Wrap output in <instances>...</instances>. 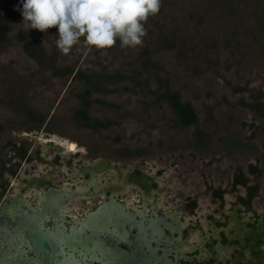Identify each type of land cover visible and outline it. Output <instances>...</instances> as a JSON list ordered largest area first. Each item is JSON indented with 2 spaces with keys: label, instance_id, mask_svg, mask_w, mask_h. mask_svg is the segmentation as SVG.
I'll use <instances>...</instances> for the list:
<instances>
[{
  "label": "flooded vegetation",
  "instance_id": "flooded-vegetation-1",
  "mask_svg": "<svg viewBox=\"0 0 264 264\" xmlns=\"http://www.w3.org/2000/svg\"><path fill=\"white\" fill-rule=\"evenodd\" d=\"M26 133L0 134V264H264V198L242 175L194 182L159 141L128 157L122 136L73 150Z\"/></svg>",
  "mask_w": 264,
  "mask_h": 264
},
{
  "label": "rangeland",
  "instance_id": "rangeland-1",
  "mask_svg": "<svg viewBox=\"0 0 264 264\" xmlns=\"http://www.w3.org/2000/svg\"><path fill=\"white\" fill-rule=\"evenodd\" d=\"M164 1H168L169 6L162 12L159 11L154 21L148 25V28L154 32V35L152 34L154 42L161 31L171 38L170 33L176 29L181 34L186 33L192 36L193 44L197 43L205 32L214 31L217 28L219 29L218 35H225L220 30L221 26L213 21L210 27L204 23L203 29H196L191 19L193 7L189 6L193 0ZM18 8L22 9L21 0H0V15L11 25L10 36L13 41V44L0 56V69L2 66H10L15 73L27 78L34 74L32 87L27 94L29 106L52 118L56 126V128L54 127L55 134L62 138L58 139L59 141H65L69 146L75 145L76 147L74 142L69 141L76 140L81 144H90L101 139L110 143L117 136H122L124 145L132 148H152L154 154L151 157L155 158V148L160 140H171L180 144L192 140L196 127H190L184 131L171 129L168 125L169 111L167 107L164 110H152L149 114L146 113L142 102L150 100V97L140 91H137L136 94L121 92L106 97L108 101H113L121 106L117 117L116 114L102 110L101 107H93L92 114L99 118H118L119 115L129 113L130 117L120 119L119 125L99 132L76 128L71 118L73 108L78 103L76 99L72 98L71 90L81 86L72 77L53 78L49 72L38 71L36 63L25 54L22 44L15 36L19 31L24 30L28 32L29 38L33 39L40 31L25 30L22 24L23 17L21 11L17 10ZM206 15L208 20L209 17ZM45 33H48L45 46L49 52L57 51L61 66H71L75 70L84 71L131 70L136 63L137 49L143 47L149 39L147 33L143 38V44L136 48L122 49L119 42L110 49L96 50L93 48L88 51L83 44L84 38L81 37V42L73 46L70 53L63 54L55 43L58 38V29L53 27ZM239 58V54L222 52L220 76L212 74L195 76L184 63L178 60L173 51L162 50L154 57L164 66L159 77L167 80L172 89L179 90L184 102H190L195 107L200 117L201 126H209L205 123V105H210L213 106L214 113L220 120L225 121L232 115L236 122L233 127L234 133L246 136L252 134V124L263 126L264 122L260 121L254 112L241 107L238 102L243 97L248 99L251 89L255 92H262L264 97V60L260 58L256 50H253L244 62L237 63ZM226 64L232 65L231 70L224 69ZM154 87L156 84L153 85ZM237 87L246 88V91L237 92L235 91ZM3 93L0 83V98ZM23 120L17 112L0 104V124H5L2 134H27L29 126H23ZM20 129L24 131H18ZM255 142L260 146L259 152L256 154L229 153L222 145L216 144L210 151L186 148V150L182 149L180 155H164L163 158L171 162L177 160L178 168L181 171L187 170L188 178L194 182L207 179L212 184H221L222 188L230 190L237 187L235 185L233 188L237 175H242L247 184L256 186L259 197L264 198V147L262 146L264 130H257ZM34 145L37 146V144ZM250 166L255 168L253 173ZM171 170L169 173L176 176ZM239 190L244 193L242 186Z\"/></svg>",
  "mask_w": 264,
  "mask_h": 264
},
{
  "label": "trees",
  "instance_id": "trees-1",
  "mask_svg": "<svg viewBox=\"0 0 264 264\" xmlns=\"http://www.w3.org/2000/svg\"><path fill=\"white\" fill-rule=\"evenodd\" d=\"M168 6L169 2L162 0L160 12ZM189 6L193 7L191 19L196 29H203L204 23L210 27L213 21L221 26L220 30L225 35H218L219 29L217 28L202 34L198 42L193 44L192 36L186 33L181 34L176 29L170 33L171 38L161 31L154 42L152 40L154 32L148 28V25L154 21L157 14L150 16L144 24L149 39L143 47L137 49L133 69L126 71H84L75 70L71 66H61L57 51L49 52L45 46L48 35L45 32L40 31L36 37L31 39L28 32L21 30L15 38L22 44L25 54L36 63L38 71L49 72L53 78L72 77L75 82L81 84L80 88L71 90L72 98L78 101L73 108L71 118L76 128L99 132L119 125L120 119L130 117L129 113L103 121L91 115L92 106L97 104L119 114L121 106L107 102L103 97L121 92L136 94L140 91L150 97V100L143 101L146 113L149 114L152 110H164L167 107L168 125L171 129L184 131L190 127H196L192 140L181 144L171 140H160L159 146L171 148L173 151L179 148L210 151L214 145L220 144L229 153L256 154L260 148L255 142L256 132L264 130V125L252 124L253 132L250 135L234 133L233 127L236 122L232 115L225 121L220 120L216 117L213 106L205 105V123L209 126H201L195 107L190 102H184L181 92L172 89L167 80L159 77L164 66L154 57L162 50L173 51L178 60L184 63L195 76L205 74L220 76L221 54L226 51L240 55L237 63L246 61L253 50H256L260 58L264 60V0H193ZM206 14L209 17L208 20L205 17ZM11 32V25L0 15V56L13 44ZM119 42L117 39V43ZM231 68L230 64L224 66L226 71ZM33 75L28 78L22 77L10 66H2L0 83L4 93L0 98V104L17 112L18 116L24 119L22 125L29 126V130H38L45 126L47 131H53L54 127L56 128L53 120L46 125L49 115L29 106L27 94L32 87ZM154 84L156 87L153 88ZM235 91L244 92L246 88L237 87ZM249 92L248 99L243 97L238 103L241 107L254 112L258 119L264 122L263 93L252 89ZM96 95L100 96L95 97ZM4 129L5 124H0V134ZM262 146L264 147V143ZM127 153L128 157L152 155L150 150L141 147L128 150ZM250 168L251 171L255 170L253 166ZM240 179L245 182L243 176Z\"/></svg>",
  "mask_w": 264,
  "mask_h": 264
},
{
  "label": "clouds",
  "instance_id": "clouds-1",
  "mask_svg": "<svg viewBox=\"0 0 264 264\" xmlns=\"http://www.w3.org/2000/svg\"><path fill=\"white\" fill-rule=\"evenodd\" d=\"M162 0H21L25 30L58 29L57 48L68 54L83 37L88 51L136 48L147 34L150 16L159 13Z\"/></svg>",
  "mask_w": 264,
  "mask_h": 264
},
{
  "label": "snow or ice",
  "instance_id": "snow-or-ice-1",
  "mask_svg": "<svg viewBox=\"0 0 264 264\" xmlns=\"http://www.w3.org/2000/svg\"><path fill=\"white\" fill-rule=\"evenodd\" d=\"M71 147H72L73 150L75 149V145H72Z\"/></svg>",
  "mask_w": 264,
  "mask_h": 264
},
{
  "label": "water",
  "instance_id": "water-1",
  "mask_svg": "<svg viewBox=\"0 0 264 264\" xmlns=\"http://www.w3.org/2000/svg\"><path fill=\"white\" fill-rule=\"evenodd\" d=\"M34 134H37V133H34Z\"/></svg>",
  "mask_w": 264,
  "mask_h": 264
}]
</instances>
